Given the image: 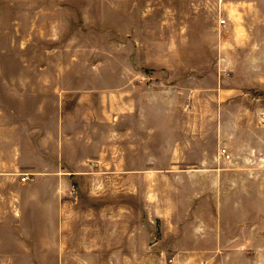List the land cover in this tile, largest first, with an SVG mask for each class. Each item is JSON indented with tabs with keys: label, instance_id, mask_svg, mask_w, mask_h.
Listing matches in <instances>:
<instances>
[{
	"label": "crops",
	"instance_id": "1",
	"mask_svg": "<svg viewBox=\"0 0 264 264\" xmlns=\"http://www.w3.org/2000/svg\"><path fill=\"white\" fill-rule=\"evenodd\" d=\"M235 3L232 20L229 16L225 25L221 20L206 27L201 18L203 0H191L187 29L163 33L170 36L166 46L173 56L169 63L159 60L156 66L203 69L205 76L188 70L186 75L167 77L156 72V88L148 93L139 85V100L129 93L124 111V148L132 151L138 165L124 171V179L155 178L162 173L175 182L178 195L187 196L186 205L177 210L156 205L155 212L160 214L155 217L164 228L172 227L165 232L166 239L159 241L167 242L162 254L168 258L181 254L188 259L216 258L223 253V245L251 243L250 238L259 234L255 229L264 224V212L259 217L251 199L260 194L259 178L264 175V0ZM227 57L250 70L223 75L219 71ZM216 67L218 73L212 70ZM85 125L83 120L76 140L101 148L104 132L114 139L113 125L105 130L98 126L96 133ZM222 149H227L231 160L221 154ZM74 162L81 165L86 160L79 157ZM64 163H68L65 157H58L51 161L53 172L46 167L37 170L36 184L24 200L29 224L23 218L17 220L15 210L9 208L0 226L41 228L45 250L58 264L72 260L77 264H145L148 191L124 188L116 202L113 188L92 187L88 192L80 187L73 200L66 183L76 180L82 185L87 176L59 168ZM147 165H153L149 172ZM1 166L0 162V176ZM4 172L12 174V170ZM89 194L91 199L84 198ZM259 235L264 237V233ZM180 242L185 248L177 245Z\"/></svg>",
	"mask_w": 264,
	"mask_h": 264
},
{
	"label": "rangeland",
	"instance_id": "2",
	"mask_svg": "<svg viewBox=\"0 0 264 264\" xmlns=\"http://www.w3.org/2000/svg\"><path fill=\"white\" fill-rule=\"evenodd\" d=\"M190 1L0 0V222L7 216L4 210L13 208L16 219L29 224L24 200L36 184L37 170L46 167L53 172L56 169L51 161L65 157L68 163L59 168L87 176L82 185L76 180L66 183L73 195L70 199L78 197L80 187L88 192L92 187L113 188L116 202L124 188L148 191L145 264H264V237L259 235L264 233V224L255 229L259 234L250 238L251 243L223 245V253L216 258L188 259L186 254L168 258L162 254L167 242L159 241L166 239L165 232L172 227L164 228L162 220L155 217L160 214L155 212L156 205L177 210L186 205L187 196L178 195L175 182L163 178L162 173L155 178L124 179V171L138 168L123 141L129 93L138 101L139 85L152 92L158 81L156 72L163 77L186 75L187 70L197 76L207 72L156 66L159 60L169 63L173 56L166 46L170 36L163 33L187 29L192 18ZM236 8L235 0H203L201 18L211 27L229 16L232 20ZM239 64L227 57L219 72L234 76L250 70ZM218 69L212 70L218 73ZM83 120L95 133L98 126L105 130L113 125L114 139L104 132L101 148L76 140ZM79 157L86 162L76 164ZM152 167L147 165L148 172ZM10 170L12 174H5ZM259 189L260 194L251 199L260 217L264 212L263 174ZM179 216L176 213L175 220ZM44 241L41 228L0 226V264H58L45 250ZM177 245L185 248L184 243Z\"/></svg>",
	"mask_w": 264,
	"mask_h": 264
},
{
	"label": "built area",
	"instance_id": "3",
	"mask_svg": "<svg viewBox=\"0 0 264 264\" xmlns=\"http://www.w3.org/2000/svg\"><path fill=\"white\" fill-rule=\"evenodd\" d=\"M226 21L222 20L221 25H225ZM221 154L226 158V160H231V155L228 153L227 149H222ZM23 180L26 182L28 180L27 177H24Z\"/></svg>",
	"mask_w": 264,
	"mask_h": 264
}]
</instances>
